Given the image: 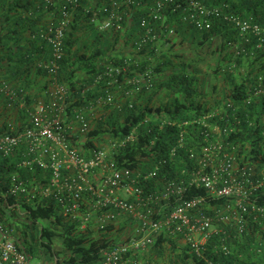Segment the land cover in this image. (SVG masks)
I'll use <instances>...</instances> for the list:
<instances>
[{
	"label": "trees",
	"instance_id": "trees-1",
	"mask_svg": "<svg viewBox=\"0 0 264 264\" xmlns=\"http://www.w3.org/2000/svg\"><path fill=\"white\" fill-rule=\"evenodd\" d=\"M204 1L264 26V0ZM101 2L80 0L73 5L69 0H0V78L17 88V83L25 84L20 85L26 100L21 110L23 125L10 120L20 126L18 129L29 125L31 107L26 91L39 80H45V87L54 83L66 87L69 115L75 109H90L110 88L114 101L93 109V125L85 136V148L103 149L97 140L110 137L117 143L111 151L113 162L118 168L131 169L144 194L159 192L168 179H179L184 176L182 171L194 168L190 149H201L204 131L216 139L213 126L227 127L228 134L220 139L234 145L231 151L239 165L252 166L253 177L263 179L246 198V211L236 204L234 196L209 197L206 209L210 212L208 206H214L213 213L229 210L231 219L215 221L218 232L210 239L203 257L192 253L188 245L178 244L176 240L182 237L179 233L164 232L145 251L126 254L124 262L139 264V260L149 257L145 264H264V33L242 35L223 17L216 19L210 29H198L171 15L170 22L176 28L174 38L163 44L159 52L149 46L139 51L135 41L141 29V10L136 5L129 7L133 23L125 31L101 30L91 20L92 13L86 11ZM63 8L70 9L71 20L65 31L59 68L50 72L41 65L52 52L43 33L62 16ZM127 59L130 67L117 76V83L109 85V77L96 82V76L107 64L124 63ZM134 77L140 80L139 85L128 82ZM0 105L8 110L19 106L8 107L6 99ZM0 124V131H6L5 121ZM74 136L75 140L85 138ZM122 141L124 144L118 145ZM26 148L24 144L1 161V191L7 190L9 177L15 172L23 178L34 177L33 170L18 166L25 158ZM153 170L157 171L156 176L144 178ZM206 194L200 185L188 188L180 196ZM0 199L10 214L26 216L18 229L31 252L35 249L33 242H39L40 247L57 256L60 251L54 249V237L60 235L63 250L69 253L65 264H100L103 250L117 244L113 236L116 233L110 232L112 225H106L99 238L89 227L81 229L71 218L61 215L52 204L25 205L24 211L19 212L15 196ZM156 203L154 208L162 214L165 203ZM170 209L171 206L166 207V211ZM235 215L244 219L243 231L239 230ZM42 220H48L49 225L38 226ZM7 224L15 229L14 223ZM122 229H118L120 234ZM127 257H131L129 262ZM56 264H61L60 260Z\"/></svg>",
	"mask_w": 264,
	"mask_h": 264
},
{
	"label": "built area",
	"instance_id": "built-area-1",
	"mask_svg": "<svg viewBox=\"0 0 264 264\" xmlns=\"http://www.w3.org/2000/svg\"><path fill=\"white\" fill-rule=\"evenodd\" d=\"M46 1L51 3V0ZM69 1L73 5L80 3V0ZM132 5H136L142 13L141 29L135 41L139 51L149 46L159 52L162 45H167L170 38L176 35V28L170 22L171 15H177L182 22L198 29H210L216 19L223 17L234 24L242 35L264 33V26L204 0H102L100 5L88 7L86 11L92 13L91 20L101 30L116 28L125 31L133 23L132 11L129 10ZM70 20V9L63 8L62 16L43 33L51 43L52 52L51 57L41 65L50 72H56L59 68V60L64 54L65 31ZM130 64L128 59L124 63H109L95 80L100 82L110 78L107 82L109 85L117 83V76L129 69ZM128 82L139 85L140 80L134 77ZM49 93L47 100L39 101L29 108L28 126L18 129L20 126L9 119L4 125L6 131H0V163L25 144V158L18 166L30 170H34L36 165L49 168V183L42 189L32 187L19 172H15L9 177L7 190H0V197L4 200L8 196H15L19 212L24 211L25 205L47 206L49 201L46 198H54L57 211L64 217L77 219L81 229L89 227L94 213L101 216V229L120 213L135 217L139 222L135 236L125 243L114 244L103 250L100 264H126V254L145 251L164 232L179 233L191 252L203 257L207 244L218 232L215 221L231 219L229 210L209 212L205 206L208 205L209 197L234 196L236 204L245 212L246 198L263 183L262 178L253 177L252 166L247 168L238 164L231 151L234 145L220 139L223 134H228L229 129L216 125L212 129L217 135L216 139L204 131L205 142L201 149H190L189 158L193 160L194 168L182 171L184 176L179 179H168L159 192L144 194L142 187L137 184L139 178L133 177L129 168H118L106 150L94 148L88 149L87 153L72 143V137L76 135L74 127L82 134L91 129L89 114L95 106L113 103L115 95L112 90L108 88L106 95L99 96L90 109H75L72 115L67 114L70 102L67 100L68 91L65 86L55 83V88ZM4 99L8 107L14 104L24 107L26 103L22 89L0 78V103ZM183 145L181 139L180 146ZM112 146L115 148L117 143L113 142ZM94 169L103 171L94 173ZM156 174L157 171L153 170L144 178ZM200 185L207 190L206 195L188 198L180 196L188 188ZM124 189L126 193L131 192L134 198H124L121 194ZM85 195L91 199L90 207L84 206ZM174 196L177 198L172 204ZM158 201L165 203L161 208H165L162 214L153 206ZM168 206L171 209L166 211ZM234 217L239 230L243 231L244 219L238 215ZM30 260L31 255L23 242L0 218V264H31Z\"/></svg>",
	"mask_w": 264,
	"mask_h": 264
},
{
	"label": "crops",
	"instance_id": "crops-1",
	"mask_svg": "<svg viewBox=\"0 0 264 264\" xmlns=\"http://www.w3.org/2000/svg\"><path fill=\"white\" fill-rule=\"evenodd\" d=\"M20 85H21V83H17L16 86H19L18 88H20ZM45 85H46L45 80H39V81L35 82L34 85L27 87L26 93L28 94V92H29V95L27 97V99L29 100V104H30L29 107H33L39 101L47 100L49 98V94H50L49 92L55 88V83L51 84V85L48 84L46 87H45ZM22 86L25 87V84H22L21 87ZM22 107H23L22 105H19L17 107H13V108L8 110V109L4 108L2 105H0V123H2L4 121L6 122L7 119L8 120L13 119L17 122L18 125H20L22 127L23 124H21V123H23V121L25 120V117H22V116H24L23 112H21ZM75 136H77V133ZM72 143L77 147H79V145H80L79 140H75L73 138H72ZM84 149H85L84 152H86L88 150L87 148H84ZM19 168H21V167H19ZM22 168H27V167H22ZM33 172H34L33 178H31V179L30 178H24L26 180V182L32 187H37L39 189L44 188L49 183V179H50V175H51L50 169L47 167H41V166L36 165ZM69 172L71 173L72 171H69ZM121 194H122V196H124V198H134V195L131 192L130 193L129 192L128 193L122 192ZM53 199L54 198H52V199L46 198V200L49 201L47 203V205L52 204L53 207L55 208V210L57 211V205ZM83 202H84V206H87V207L91 206V199L86 195L83 198ZM0 207H2V210H3L0 213V216H5L7 218V216H9V214H10L9 213L10 209L6 208V206H4L1 202H0ZM43 221H45L46 223L43 224V223L39 222L38 226L47 225L49 222L48 220H43ZM72 221L79 224V221L77 219H72ZM100 221H101V216L97 213H94L92 216V219L89 223V228L93 231L94 236L102 238L104 235V232L106 230H102L99 227ZM138 223L139 222H138V220L136 221L135 217H132L131 215H128L127 213H120L116 217L115 220L108 221L107 225L113 226V229L110 232L116 233L115 235L113 234V236L115 238L114 241L117 244H122V243H125L126 241H129L132 237L135 236V229H136ZM22 226H23V224L21 226L17 225V227H20V230H21ZM121 227H123V229H122V233L120 234L118 232V229H120ZM18 237H19L20 241L23 242L27 251L30 253V255L32 257V253L28 249V243H26L25 239L22 236L21 237L18 236ZM54 239H56L58 242L57 243L58 245H56V243L54 242V246H55L54 249L59 250L60 253H58L57 256H54V255L49 253L50 259L48 260L47 264H56V262L58 260H60L61 264H65L64 260L66 258H68L69 253L67 251L63 250L64 245H63V241H62V238L60 235H56L54 237ZM176 241L180 245H184V246L187 245L186 241L182 237L177 239ZM33 243L35 244V248H41L39 245V242H37V243L33 242ZM125 258H126V256H125ZM127 258H128L127 261L129 262L131 257H127ZM161 258L162 257H160L159 260ZM146 262H149V257L146 258L145 260L141 259L138 261L139 264H145ZM162 263H163L162 261L159 262V264H162ZM40 264H44V262H42Z\"/></svg>",
	"mask_w": 264,
	"mask_h": 264
},
{
	"label": "rangeland",
	"instance_id": "rangeland-1",
	"mask_svg": "<svg viewBox=\"0 0 264 264\" xmlns=\"http://www.w3.org/2000/svg\"><path fill=\"white\" fill-rule=\"evenodd\" d=\"M172 38H174V36ZM92 115H94V111H92L89 114L91 127L93 125V119H92L93 116ZM74 128H75V131H76L77 135L79 134V136H81V137H85L87 135V133L89 132L88 131V132H85V133L82 134V133L77 131V129H78L77 127H74ZM85 141H86V137L85 138H81V140H79V144H80L79 148L82 149V150L85 148V144H86V143L84 144ZM97 143L99 145L104 146L103 149L106 150L109 153L108 157L111 158V151L114 148L112 146L113 140H111L110 137L105 136V137L99 138V140H97ZM87 153H89V152L87 151ZM102 171H103L102 169H94V173H96V172L98 173V172H102ZM123 192L126 193V190L124 189ZM208 209H210L211 211L215 210L214 206H208ZM1 219L3 221H5V222H6V220H8L9 224L14 223V225L12 224L13 228L15 227V229L13 230L14 231V235L16 237H18V236L21 237V233L18 232L19 229H18L17 225L21 226L22 222L24 221V219L27 220L25 215H23V214H21V215L20 214H15V215L9 214V216H7V218L4 216ZM40 223L45 224L46 222L42 220V221H40ZM54 242L56 243V245H58L57 244L58 242H57L56 239H54ZM31 253H32V257H31V260H30L31 264H40L42 262H44V264H47L48 260L50 259L49 252L44 247L43 248L42 247L41 248H35Z\"/></svg>",
	"mask_w": 264,
	"mask_h": 264
}]
</instances>
